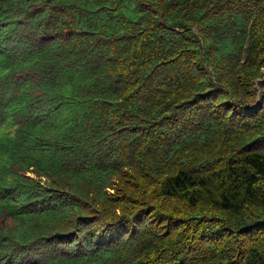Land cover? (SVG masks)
Wrapping results in <instances>:
<instances>
[{
  "label": "trees",
  "instance_id": "1",
  "mask_svg": "<svg viewBox=\"0 0 264 264\" xmlns=\"http://www.w3.org/2000/svg\"><path fill=\"white\" fill-rule=\"evenodd\" d=\"M0 264H264V0H0Z\"/></svg>",
  "mask_w": 264,
  "mask_h": 264
},
{
  "label": "rangeland",
  "instance_id": "2",
  "mask_svg": "<svg viewBox=\"0 0 264 264\" xmlns=\"http://www.w3.org/2000/svg\"><path fill=\"white\" fill-rule=\"evenodd\" d=\"M10 221V220H9ZM10 223V222H9Z\"/></svg>",
  "mask_w": 264,
  "mask_h": 264
}]
</instances>
